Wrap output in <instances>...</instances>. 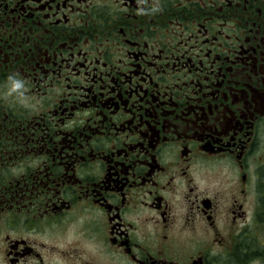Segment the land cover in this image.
<instances>
[{"label":"flooded vegetation","instance_id":"af4514ba","mask_svg":"<svg viewBox=\"0 0 264 264\" xmlns=\"http://www.w3.org/2000/svg\"><path fill=\"white\" fill-rule=\"evenodd\" d=\"M0 264H264V0H0Z\"/></svg>","mask_w":264,"mask_h":264},{"label":"clouds","instance_id":"9594fccd","mask_svg":"<svg viewBox=\"0 0 264 264\" xmlns=\"http://www.w3.org/2000/svg\"><path fill=\"white\" fill-rule=\"evenodd\" d=\"M8 79L10 81L8 94L12 95L13 93H15L18 96H23L24 90L26 88L24 80L15 76H10Z\"/></svg>","mask_w":264,"mask_h":264}]
</instances>
